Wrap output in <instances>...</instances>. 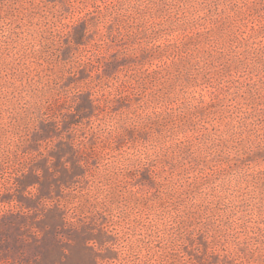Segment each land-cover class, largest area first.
<instances>
[{
    "label": "rangeland",
    "instance_id": "374dc122",
    "mask_svg": "<svg viewBox=\"0 0 264 264\" xmlns=\"http://www.w3.org/2000/svg\"><path fill=\"white\" fill-rule=\"evenodd\" d=\"M0 264H264V0H0Z\"/></svg>",
    "mask_w": 264,
    "mask_h": 264
}]
</instances>
